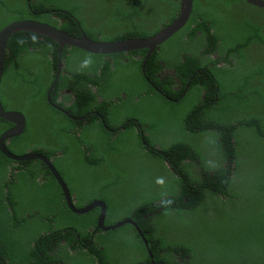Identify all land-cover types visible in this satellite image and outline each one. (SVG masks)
Returning a JSON list of instances; mask_svg holds the SVG:
<instances>
[{
  "label": "trees",
  "instance_id": "trees-1",
  "mask_svg": "<svg viewBox=\"0 0 264 264\" xmlns=\"http://www.w3.org/2000/svg\"><path fill=\"white\" fill-rule=\"evenodd\" d=\"M238 1L194 0L184 27L147 58L145 48L100 55L64 46L63 66L48 97L58 69V44L28 31L10 36L0 101L6 110L24 114L25 128L6 142V149L52 158L76 207L94 199L104 201V224L130 217L147 244L131 223L113 230L97 228L98 207L82 214L72 212L41 161H14L0 151V264H264V61H252L247 52L252 44L264 48V18L237 16ZM178 3L0 0V29L30 18L95 40L146 38L176 17ZM113 4L111 13L101 12ZM96 9L99 14L93 17ZM162 16L168 20L149 29ZM225 23L231 27L229 33L223 29ZM174 42L185 46L175 50L171 60L161 47ZM88 58L92 63L85 67L83 61ZM167 68L176 74L169 75ZM163 76L165 81L160 79ZM176 76L178 90L174 89ZM90 86L99 90L92 93ZM131 86L134 91L127 90ZM112 87L117 90L109 94ZM121 90L126 96H119ZM141 97L159 98L167 106V116L178 118L163 121L166 131L161 134L148 132L149 127L134 117L144 114L140 109L136 112L134 105ZM186 102L188 107L177 112ZM64 104L68 114L86 122L60 112L58 106ZM93 111L104 120H98ZM26 114L37 115L49 126L48 141L42 142L33 129L28 132ZM55 122L61 125L60 145L54 135ZM13 125L0 117V135ZM79 130L84 136L76 134ZM124 141L128 146L122 150ZM56 150L63 155L72 150L82 163L76 169L59 168L58 162L65 159L55 157ZM145 157L165 164L164 183L148 180L147 168L139 165ZM138 172L144 175L137 176ZM243 172L250 175L245 177ZM123 179L142 189L134 190L129 200L119 201L117 190ZM229 199L236 218L220 231L217 221L216 235L190 237L180 228L178 220H188L187 215L197 214L200 218L195 221L216 220L209 213ZM123 204L127 216L113 215ZM170 216L173 223L166 226ZM174 222L179 227L172 226Z\"/></svg>",
  "mask_w": 264,
  "mask_h": 264
},
{
  "label": "water",
  "instance_id": "water-1",
  "mask_svg": "<svg viewBox=\"0 0 264 264\" xmlns=\"http://www.w3.org/2000/svg\"><path fill=\"white\" fill-rule=\"evenodd\" d=\"M194 0H179V11L174 19L168 22L164 27H162L157 33L150 37L138 38L130 37L114 41L106 40H95L88 38L85 34L81 36H76L74 34H69L66 31L59 29L56 26L48 24L43 21L36 19H21L14 20L7 23L0 29V82L3 75L4 63L6 57V48L7 43L12 34L19 31H28L37 33L43 36H47L53 39L59 46V63L58 69L55 74V78L51 83L50 87L47 90V97L51 89L53 88L56 80L59 77L60 69L63 66V63L60 61L61 52L64 46L76 47L80 50L100 55H109L121 52H129L136 49H147L146 58L152 53V51L168 38H170L174 33L179 31L184 27V25L189 20L190 14L192 12V5ZM250 5L264 8V0H245ZM145 61L142 63V68L144 67ZM48 102L51 106H55L51 100L48 98ZM0 117L13 123L14 125L6 130H4L0 135V151L7 158L14 161H23V160H40L42 161L50 170L57 183L59 184L64 200L67 207L74 213L82 214L86 213L89 210L98 207L99 214L97 219V228L102 230H113L116 229L125 223H131L134 225L135 229L143 238L145 244L147 241L142 235L141 229L133 221L132 218H124L114 224L105 225V215H106V205L104 201L99 199H94L90 203L86 204L83 207H76L72 199V195L69 192L66 182L63 180L59 172L56 170L55 166L52 164L51 159L46 157L42 153L27 151L23 154H14L8 151L5 147L6 142L14 136L20 135L25 128V116L20 111L16 110H6L1 101H0ZM149 254L151 255L150 251Z\"/></svg>",
  "mask_w": 264,
  "mask_h": 264
},
{
  "label": "rangeland",
  "instance_id": "rangeland-1",
  "mask_svg": "<svg viewBox=\"0 0 264 264\" xmlns=\"http://www.w3.org/2000/svg\"><path fill=\"white\" fill-rule=\"evenodd\" d=\"M179 4V3H178ZM116 4H113L112 7H107V8H102L101 12H106V13H111L112 10L114 9ZM177 6V3L174 4V7ZM263 8H259L253 5L248 4L247 2H245L244 0H239L236 7H235V14L237 16H242V17H246L245 20H247L249 17H254L259 19L264 18V10H262ZM90 10V9H89ZM97 14H99L98 9H96V13L95 11L91 12V15L93 17H96ZM167 17H160L157 18V20L155 22H153L149 27V29H153V28H159L161 25H163L165 23V21H167ZM223 29L226 28V33L231 31V27L228 26V23L223 24ZM222 29V30H223ZM224 31V30H223ZM108 34H112V32H107ZM108 36V35H107ZM165 42V41H164ZM163 42V43H164ZM180 49L182 48L181 46V42H174L173 44L171 43H167L163 46V48L161 47V51L164 54V51L167 52V56L169 57L170 54L172 53L173 50L175 49ZM248 54L251 56L252 61L257 62L259 64L262 63V61H264V48L262 46H260L259 44H252L250 45V47L247 49ZM2 92H4L5 94L7 93V89L5 87H2ZM135 110L136 112L140 109V111H142L141 113L144 114H135L134 117L137 120H140L143 124H145V126L149 127V131L148 132H152L155 135L161 134L163 132L166 131V127L162 125V122L168 119H177L178 117H169L167 116V110H166V104L164 102H162L159 98L157 97H141L140 99L137 98L136 102H135ZM189 105V102H186L184 104H182L180 107H178L176 109V111H181V110H185ZM174 111V110H171ZM38 112H41V109H38ZM26 119L28 121V132H31L32 129L34 130V132H36V135L40 138V140L42 142H46L49 139V126L46 125V123L39 118L37 115L36 116H32L31 114H26ZM83 133L81 132V135ZM148 134V133H147ZM84 136V135H82ZM128 146L127 142H123L120 146V148L122 150H125ZM131 152H133L132 150H130ZM75 158L76 159H82V157H78L77 153L75 154ZM141 167H146L148 170V180L153 178V182L155 183H160L163 181L164 177H163V171L166 169L165 164L161 163L159 160L154 159L152 157H145L144 159H140V164ZM77 165L74 167V169H76ZM143 168H140V171ZM137 174V176H142L144 174H142L141 172L135 173ZM242 174L245 175V177H248L250 174L249 172H243ZM137 176L135 177L137 179ZM168 180V178L166 179ZM165 182V181H164ZM142 187L140 186V184L138 183H134L128 179H123L122 180V185L121 187L118 188L117 192L119 193L118 197H119V201L120 198H122V200H127L130 196V194H132L134 192V190H141ZM129 200V199H128ZM220 204V205H219ZM219 205V206H218ZM218 208L216 210V208H214V212H210L209 214L214 216V218L216 220L213 221H207V220H201V221H195L198 220L200 217L197 214H192V215H187L185 216V218H189L188 220L186 219H179L178 220V224L181 223L180 228L185 230L188 234V236L190 237H197V238H203V237H210L213 233H216L214 229V227H217V221L220 223L218 231L222 230L227 224H229L231 221H234L236 218L235 215V207H234V203H231L230 199L228 200V203L226 205L221 204V201L218 203ZM126 211L124 210V204L122 206H120L118 209H115L114 212L112 213L115 216H120V217H124L127 216V214H125ZM212 218V219H214ZM177 220V218L175 219V221ZM169 225H171V223H173L171 221V216L169 217V220L165 219V224L166 226L167 223ZM177 223L174 222V225H177L179 227ZM160 228H164V224H159ZM166 229V228H164ZM216 235V234H213ZM221 234H218V236H220ZM115 242L117 244L120 243L119 239H115Z\"/></svg>",
  "mask_w": 264,
  "mask_h": 264
},
{
  "label": "flooded vegetation",
  "instance_id": "flooded-vegetation-1",
  "mask_svg": "<svg viewBox=\"0 0 264 264\" xmlns=\"http://www.w3.org/2000/svg\"><path fill=\"white\" fill-rule=\"evenodd\" d=\"M170 22V21H169ZM168 23V22H167ZM192 27H194V26H192ZM227 33H229V32H227ZM181 46L182 47H184L185 45H184V43H182L181 42ZM175 50H179L178 48L177 49H175ZM175 50H173L172 51V53L170 54V56H169V58L171 59V60H174L175 59ZM193 52H194V54H197L198 52H195V50H192ZM128 53V52H127ZM139 57V56H138ZM180 71V70H179ZM166 72H168V74L169 75H175L176 73H175V71H173V70H170L169 68H167L166 69ZM87 74H90V72H87ZM99 74V72L98 73H96V74H94V73H92V75H94V76H97ZM160 79L161 80H163V81H165V76H163V77H160ZM90 85V84H89ZM179 84H178V78H177V76L175 77V85H174V89L175 90H178L179 89ZM91 87V86H90ZM94 91H92V90ZM91 89H90V91L92 92V93H95V92H97L98 90H99V88L97 87V86H92L91 87ZM111 90H112V92H110L109 94H113V92L114 91H116L117 90V88H115V87H112L111 88ZM127 90H129V91H134V87L133 86H131V87H128L127 88ZM158 91V90H157ZM63 91H61V93H62ZM105 93H107L106 91H105ZM183 94L185 93V90L182 92ZM126 96V93L123 91V90H121L120 92H119V96H121V97H123V96ZM103 96V95H102ZM62 96H61V94L59 95V98H61ZM98 100H101V98L100 97H98ZM137 100V99H136ZM176 99H173V101H175ZM135 104V103H134ZM66 104H64V105H62V106H58V110L60 111V112H62L63 114H65V115H67L68 117H70L72 120H74V121H83L84 123L86 122V120H83V117H72L70 114H68L67 112L68 111H66L65 110V108H66ZM94 112V114L95 115H97V119L98 120H104L103 119V116H102V114H100V113H98V112H96V111H93ZM88 115H89V113H88ZM55 124H56V126H55V129H54V135H55V139H56V141H57V143H58V145H60V143H61V140H62V137L61 136H59V134H60V132H59V129H60V122H55ZM76 128H78V126H76ZM109 131H112V132H114L115 131V128L114 129H109ZM76 134L77 135H81V130H79V131H77L76 132ZM90 139V138H89ZM70 142V141H69ZM69 142H67V143H69ZM53 146L54 147H56V144L54 143L53 144ZM61 147V146H60ZM54 156L55 157H60V160H62L63 158L65 159V161H59L58 162V167L59 168H61L63 165H64V167L66 166L67 168H69L70 169V167L72 166L73 168L76 166V165H79V164H81L82 163V160L83 159H76L75 158V153H72V150H70L66 155H63V153L61 152V151H55V153H54ZM49 159H51V162H52V158H49ZM40 161V160H39ZM42 162V161H41ZM43 163V162H42ZM66 163H68L67 165H65ZM70 163H76V164H70ZM60 165H62V166H60ZM47 167V166H46ZM48 168V167H47ZM50 171V170H49ZM51 173V172H50ZM52 174V173H51ZM162 183H164V180L162 181ZM59 185V184H58ZM73 196L74 195H72V198H73ZM73 201H74V198H73ZM159 210H162V208L160 207L159 208ZM144 217H146V215H143ZM133 221L136 223V221L133 219ZM134 226V225H133ZM135 228V227H134Z\"/></svg>",
  "mask_w": 264,
  "mask_h": 264
},
{
  "label": "clouds",
  "instance_id": "clouds-1",
  "mask_svg": "<svg viewBox=\"0 0 264 264\" xmlns=\"http://www.w3.org/2000/svg\"><path fill=\"white\" fill-rule=\"evenodd\" d=\"M188 22V21H187ZM167 24V23H166ZM175 34V33H174ZM33 39H35V37H33ZM159 46V45H158ZM157 46V47H158ZM92 63V60H91V58H88V59H86V60H84L83 61V66H89L90 64ZM166 203H170V202H166Z\"/></svg>",
  "mask_w": 264,
  "mask_h": 264
}]
</instances>
